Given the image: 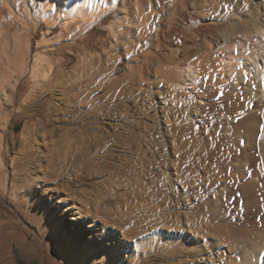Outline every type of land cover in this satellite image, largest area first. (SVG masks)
I'll list each match as a JSON object with an SVG mask.
<instances>
[{"label":"rangeland","instance_id":"rangeland-1","mask_svg":"<svg viewBox=\"0 0 264 264\" xmlns=\"http://www.w3.org/2000/svg\"><path fill=\"white\" fill-rule=\"evenodd\" d=\"M63 1L71 0H0V264H178L160 253L136 259L135 243L158 230L120 223L113 216L125 204H219L229 227H264V173L257 202L241 189L260 166L264 131L250 139L243 124L254 111L264 122V92L247 60L256 55L264 86V32L247 25L258 16L253 0H100L74 18ZM231 25L241 33L222 42ZM142 104L159 120L147 136ZM77 223L94 224L93 241L100 231L113 243L71 258ZM121 234L120 261L110 252ZM246 234L239 246L206 238L209 251L192 264H240Z\"/></svg>","mask_w":264,"mask_h":264},{"label":"bare ground","instance_id":"bare-ground-1","mask_svg":"<svg viewBox=\"0 0 264 264\" xmlns=\"http://www.w3.org/2000/svg\"><path fill=\"white\" fill-rule=\"evenodd\" d=\"M57 1H60V0H57ZM99 2H100V0H71V1H69L67 3L65 2L66 5H67V7L65 8V10L67 11V13H65V14H67V15L71 16L72 18H74L79 12H81V10L84 11L85 9H88L89 11H96L97 10V7L99 6L98 5ZM63 3H64V1H63ZM253 3L256 6V11L258 12V16H255V18L252 19L251 23L250 24H247V25L252 30V32H255V33L256 32L263 33L264 32V0H253ZM78 15H80V14H78ZM230 29L231 30L228 29L229 31L227 30V32H224V33L221 34L220 40H222V42L228 40L231 37H234V36L236 37V34L238 32H240L239 31V29H240V26L239 25H234V26L230 27ZM247 60H248V62H250L248 64L249 65V69L253 70V73L256 72L255 73L256 74L255 77H257V79L259 80L258 86H260L259 88L261 89V92H264V86H263V83L261 82L262 77H263V74L261 72L262 70L259 68V65H258L259 62L258 63L256 62V55L249 56L247 58ZM191 61H192V59H191ZM163 64H160V65H163ZM166 64H167V62H166ZM193 67H194L193 65H189L188 68H184L182 75H183L184 78L186 77L185 80H188L189 81V80H191L192 78L195 77L194 76L195 75L194 74L195 72H194V68ZM161 68H163V67H161ZM174 73H175V70H174ZM174 77H175V75H174ZM187 84H189V83H187ZM176 85L180 86V83H177ZM187 86H189V85H187ZM263 96L264 95H262V94L260 95L261 100L263 99ZM246 97H248V96H246ZM6 100H7V98H6ZM199 101H201V100H199ZM200 107H201L200 105H197V107L194 110H196L198 112L200 110L199 109ZM166 110H168V109H166ZM243 124L245 125L246 136L248 138H250L252 136L251 137L252 139L255 138V136L257 135V133H258V132L256 133L257 129L259 131V127H260V130H261V128L264 126V122H262V124H260L258 111H254V112H251L250 114H248V116L245 118ZM258 138L260 139L259 142L262 141V143H261L262 145L261 146L259 145L261 147L260 148L261 149L260 156L262 158L261 163H260V166L257 168V171L255 170L256 172L254 173L253 179L250 182H245V184L242 185V188H241L243 190V192L245 193L246 197L248 198L247 200H249L252 203L257 202V199L259 198L258 196H256V194L260 191L259 189H261V187H260V183H261L260 182L261 181L260 177L264 173V131H262V133L259 135ZM247 158H248V156H247ZM248 160L251 162L254 159L251 160V157H250ZM248 160H247V162L244 163L245 165H248L249 164ZM251 165H253V164H251ZM251 165L249 166V169L248 170L253 169V167ZM0 170H2V169H0ZM0 173H1V171H0ZM3 181H4V178H3ZM241 184L242 183H240V185ZM152 200H154V199H152ZM190 204H187V205H184V206L181 204L182 206L180 207V206H178L176 204L174 206L173 204H170V203L161 204L158 201H156V202L153 201L151 203L148 202V203L134 204L133 206L131 204H125L123 206L120 205L121 207H118L119 206L118 205L117 206L118 207L117 208V216H113V217L114 218H117L119 216V218H117V219L122 224L123 223L126 224V223L134 222V223H137V224L140 225L141 222H145V224H148V225H155V227L153 229H157L158 230V231H155V232H151L150 235H147V234H149V233H147L146 236L144 235L145 237L143 236L144 238L142 237L143 240L141 239L142 240L141 242H139V243L136 242L135 243V244L139 245V246H136L135 245L138 248V250L136 251V249H135L136 252L133 251V252H135L134 253V256L136 257V259H142V258H144L150 252V254H152V253H155V254L156 253H160V255L164 258V260L165 259L167 260V259L174 258L177 261L178 264H192V261L193 260L194 261H197V259H193L192 260V259H190V257L197 256V255H200V254H204L205 255L206 252L209 251L207 249V246L209 245V242H212V241H207V240L211 236L213 237V235H217V236L221 237L222 240L227 241L228 243H233V244L239 246V244L237 242L238 241L237 239L241 238L246 233H248L249 234V236L247 238L248 239V245L245 246V248L243 249V251L241 253L240 264H264V257H263L264 256L263 255L264 254V227L261 226L262 223L261 224L259 223V225H258V227L259 226L262 227L261 229H260V227L258 229L255 226L254 227L252 226V228L249 226L251 229L250 230H247L248 231L247 232V231H245V227L246 226L245 227L243 226V227H240V228L237 227V225H236V227H229L228 226L229 224L227 225V222L228 221L226 219H224V218L227 217V216L224 217L225 214H227V211L225 213L224 210H221V208L219 207V204L218 205H214V204H211V203L210 204L209 203L208 204L205 203L204 205H198L199 203L198 204L195 203V204H191V205ZM253 206L252 207L255 208V204ZM230 209H231V207H230ZM178 211H180V213L182 215L183 221H180L179 220V218L177 216V212ZM185 218L187 219L186 221H185ZM242 223H244V222H242ZM164 224L165 225L166 224H170V225L173 224L174 231L172 229L171 230L168 229V227L166 228ZM184 224H186L187 226L188 225L189 226L192 225V229H190V228L189 229L184 228L185 227V226L183 227ZM232 224L234 225V223H232ZM170 225H169V227H170ZM248 225H251V224H248ZM87 227H90V230H87ZM93 227H94V224L93 223H77V224H75L74 226L71 227V229H70L71 241H72V243L74 244L75 247H78V248H76V250H75L74 253H72V252L71 253H68V254H70L71 258H73L77 254H80V252L83 251V250H86V254H87L88 258H90V257H92L93 254H95L96 252H98V250L101 248V246H103V244H112L113 243L112 240H109V238H106V236H104L103 233H101L100 231L97 233L98 234V242L93 241V234L91 232V231H93ZM139 227L140 226H138V228ZM110 228H112V229L115 230L117 227L114 224H112ZM137 231L139 232V230H137ZM151 231H153V230H151ZM133 233H135V232H133ZM201 234H204V237ZM246 236H247V234H246ZM119 238H120V242H118V244H116V247H114V249H112V251L110 253L113 255L114 258H117V259H119L121 261L123 259V253H122L123 250H124L123 240H125V237H124L123 234H121L119 236ZM206 238H208V239H206ZM244 238H246V237H244ZM201 240H204L203 241L204 244H199V242ZM211 240H213V239L211 238ZM222 240H221V242H223V244H224L225 242L222 241ZM139 241H140V239H139ZM240 241L241 240L239 239V243H240ZM162 243H165V244L164 245H160ZM219 244L221 245L222 243H219ZM228 245H230V244H228ZM209 248H211V247H209ZM212 248H214V247L212 246ZM227 248H229V246ZM215 251H218V250L216 249ZM233 252H231V253L229 252V253L233 256L235 254ZM229 253H226L224 255L226 257H231ZM239 253H240V251H239ZM215 254L217 255V252H215ZM236 254L238 255V252ZM212 255H213V253H212ZM135 257H133V258H135ZM187 257H189V259ZM222 257H223V255H222ZM235 257H236V255H235ZM218 258H219V256H218ZM200 259H201V256H200ZM237 259H238V257H237ZM237 259H236V264L239 263V260H237ZM229 260L230 259L227 258V262ZM218 262H220V261H218ZM224 262H226V261L224 260ZM229 263L231 264L232 261H229ZM97 264H100V262H98ZM206 264H207V262H206ZM234 264H235V262H234Z\"/></svg>","mask_w":264,"mask_h":264},{"label":"crops","instance_id":"crops-1","mask_svg":"<svg viewBox=\"0 0 264 264\" xmlns=\"http://www.w3.org/2000/svg\"><path fill=\"white\" fill-rule=\"evenodd\" d=\"M128 75H127V82H131L132 80H133V85L135 84V74H136V69H134V68H130L129 69V71H128V73H127ZM122 83H125V82H122ZM120 84V89H123V87H125V85L124 84ZM146 84H147V82H146ZM133 88H135V85L133 86ZM140 88H144V91H146V89L145 88H147V85H144V87L143 86H141ZM146 92H144V97H145V95L147 96V94H145ZM104 96V94H98L95 98V101H96V104L98 105V103L97 102H99L100 101V99L102 98ZM134 99H135V94H134ZM96 105V106H97ZM139 111H140V113H144L143 114V117L141 118V122H143V124L141 123L139 126L140 127H143L141 130L143 131V132H145L144 133V135L146 134V136L148 135V133L149 132H151V131H154V129H156V127L159 125V120H156L155 119V117H154V114H155V112H154V110H153V107L150 105V106H148V105H144V104H142L141 106H140V108H139ZM163 111V110H162ZM127 112V111H126ZM193 112H195V111H193ZM146 114H148V115H146ZM168 114H169V116L172 114V112H171V108L168 110ZM168 117V116H167ZM165 121V120H164ZM167 124H168V122H167ZM150 130V131H149ZM146 132H148V133H146ZM173 135H175L174 133H172ZM143 135V134H142ZM151 136L152 137H154L155 136V134L154 133H151ZM172 146L174 147V149H176V147L178 146V144L177 143H173L172 144ZM138 148H139V152H137V154L139 155V153L141 154V152H140V150H142V148H140V145L138 146ZM174 160H176V159H174ZM113 177V176H112ZM113 180H114V177H113ZM251 229V228H250ZM249 229V230H250Z\"/></svg>","mask_w":264,"mask_h":264}]
</instances>
